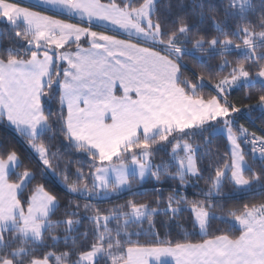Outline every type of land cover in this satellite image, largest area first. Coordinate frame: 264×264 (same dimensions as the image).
Masks as SVG:
<instances>
[{"label":"snow or ice","instance_id":"obj_1","mask_svg":"<svg viewBox=\"0 0 264 264\" xmlns=\"http://www.w3.org/2000/svg\"><path fill=\"white\" fill-rule=\"evenodd\" d=\"M0 24V124L29 150L0 143V264H264V202L224 189L264 196V0H0ZM183 215L202 239H160Z\"/></svg>","mask_w":264,"mask_h":264},{"label":"trees","instance_id":"obj_2","mask_svg":"<svg viewBox=\"0 0 264 264\" xmlns=\"http://www.w3.org/2000/svg\"><path fill=\"white\" fill-rule=\"evenodd\" d=\"M179 0H172V3H178ZM209 0H205V3H208ZM212 3H219V0H211ZM159 5L161 6V8H163V5L168 3V0H158ZM184 4L186 6V8H190L192 5V0H184ZM5 29V25L0 24V46H3L5 44L8 43V34L7 32L4 31ZM208 89H205V92H207ZM236 95V94H234ZM256 116V119L253 120H248L247 117H242L238 123H244L247 127H249L250 130H256L257 128H259V124H260V114L256 113L254 114ZM11 143V144H15L19 150L21 151V153L23 155H27L29 150L26 147V144L24 143V141L16 135V133L8 127L3 126L2 124H0V143ZM225 145L226 142L225 140L218 136L213 145H210V149L213 150V155L216 154H222L223 151L225 150ZM219 149V153L215 152V149ZM62 152L64 153L65 156L71 155V152L67 149H62ZM81 159L82 161L84 160L83 156H74L73 159ZM159 158V155L158 157ZM60 164L61 167L64 166V160L61 158L57 161H54ZM76 165H69V169L74 170ZM202 167L205 170V175H207L208 169H207V160L204 161V163L202 164ZM171 181H167L164 184V194L167 195V192L169 190V186L171 185ZM53 187L64 194L65 198H67L70 194H68L66 192V190L64 189L63 185L59 184V183H53ZM199 188H206L205 183L203 180L200 181L199 183ZM224 189L226 192L230 193V198H226L225 199V210H227V208L232 207L235 204H239L240 206H242L244 203H261L264 202V196H251L249 194L246 193H234L231 186L228 184L224 185ZM142 191L144 192L143 196H138L136 199L138 202H143L145 200H148L150 198L153 197L154 192H153V187L150 184H146L144 186V188L142 189ZM198 191V188L192 184L188 185L186 188V194L188 195V197L190 199L195 198L194 197V193ZM128 199V196L125 195L123 197V200ZM122 199H113L112 202H106L104 204L101 205V207L103 208H108L111 206V203H122L123 202ZM81 203H83V200H81ZM63 211V208H61L57 215L60 214V212ZM55 218V217H54ZM156 225H157V230L160 232V239L162 240H172V241H183L185 239V232L189 233V235L187 236V239L190 240L191 242H199L202 237L199 235L198 232H193L192 231V225L190 222V218H187V215H183L180 217L179 219V224L183 225V229H181L178 226L177 221H172L168 227H164V217L162 216H157L156 218ZM113 228L116 227L115 222L113 221L112 225ZM225 228L227 227V224L225 223V221L223 220H213L212 222V226L209 229L210 232L214 233V234H219L217 228ZM82 230V229H81ZM127 231L130 232H136V231H140L141 234L139 236L137 235H132V240L135 241H139L140 244L142 245H146V244H151L153 237L151 235H147L145 233H147L149 231L148 229V225L147 222L144 223L143 228L139 229L137 228L135 225L129 226V228L127 229ZM234 235H238V231L233 233ZM54 251H60L63 249H53Z\"/></svg>","mask_w":264,"mask_h":264},{"label":"crops","instance_id":"obj_3","mask_svg":"<svg viewBox=\"0 0 264 264\" xmlns=\"http://www.w3.org/2000/svg\"><path fill=\"white\" fill-rule=\"evenodd\" d=\"M73 47H74V45H73ZM66 50H67V49H66ZM148 259H149V264H156V262H155V260H154L153 257H149ZM168 259H169V261L171 262V258H168Z\"/></svg>","mask_w":264,"mask_h":264},{"label":"built area","instance_id":"obj_4","mask_svg":"<svg viewBox=\"0 0 264 264\" xmlns=\"http://www.w3.org/2000/svg\"><path fill=\"white\" fill-rule=\"evenodd\" d=\"M257 131L259 132L260 131V128H257Z\"/></svg>","mask_w":264,"mask_h":264}]
</instances>
